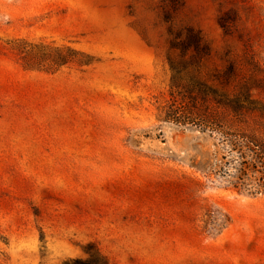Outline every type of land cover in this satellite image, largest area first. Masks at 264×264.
Listing matches in <instances>:
<instances>
[{"label": "rangeland", "instance_id": "obj_1", "mask_svg": "<svg viewBox=\"0 0 264 264\" xmlns=\"http://www.w3.org/2000/svg\"><path fill=\"white\" fill-rule=\"evenodd\" d=\"M0 264H264V0H0Z\"/></svg>", "mask_w": 264, "mask_h": 264}, {"label": "trees", "instance_id": "obj_2", "mask_svg": "<svg viewBox=\"0 0 264 264\" xmlns=\"http://www.w3.org/2000/svg\"><path fill=\"white\" fill-rule=\"evenodd\" d=\"M189 29H190L191 32H194L195 33V31L192 28H189ZM189 41L190 42H193L194 44H197L198 48L201 45V38H200L199 35L197 36V34H196V36L195 35L194 36H191L189 38ZM229 105L232 107V109L234 111H237V112H239L240 110H242V109L245 108V104L243 103V100H240V99H234L231 103H229ZM256 157H258L257 154L256 155H253V158H256ZM245 158L246 157L243 154H242V156H238L239 163L241 165H244V164H246V162H248L247 160H245Z\"/></svg>", "mask_w": 264, "mask_h": 264}]
</instances>
